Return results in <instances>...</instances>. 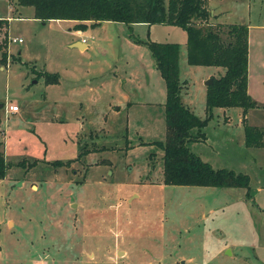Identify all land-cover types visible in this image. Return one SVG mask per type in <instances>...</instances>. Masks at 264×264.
I'll return each instance as SVG.
<instances>
[{"label": "rangeland", "instance_id": "374dc122", "mask_svg": "<svg viewBox=\"0 0 264 264\" xmlns=\"http://www.w3.org/2000/svg\"><path fill=\"white\" fill-rule=\"evenodd\" d=\"M204 2L211 18L194 24L247 26L256 106L244 120L239 107L212 108L205 138L187 147L212 168L246 174L248 194L162 183L152 142L164 139L165 85L144 42L177 44L179 99L200 119L203 82L223 72L187 64L181 28L103 21L75 30L0 0V264H264V146L243 137L244 125L264 132V0ZM75 40L87 46H69Z\"/></svg>", "mask_w": 264, "mask_h": 264}, {"label": "trees", "instance_id": "16d2710c", "mask_svg": "<svg viewBox=\"0 0 264 264\" xmlns=\"http://www.w3.org/2000/svg\"><path fill=\"white\" fill-rule=\"evenodd\" d=\"M13 1V0H11ZM18 6L32 7V18L41 21H73L75 30L94 27L103 21L165 24L185 32L186 62L188 65L220 67L222 74L212 77L205 86L206 116L200 119L179 99L177 44L144 42L154 67L165 85L164 139L152 142L162 150V183L175 186H211L244 188L248 194L246 174L225 168H212L209 163L191 152L187 142L205 138L202 129L211 116L212 108L239 107L242 120L246 111L255 107L247 93V26L196 25L211 18L205 0H14ZM0 18V29L6 27ZM217 26V27H216ZM224 35V39L222 38ZM141 42L140 40H133ZM6 53L2 51L1 59ZM40 74V73H38ZM47 83H56V74L42 73ZM244 145L261 148L264 132L256 126L244 125ZM0 140V180L8 167ZM32 161L29 166H32ZM23 164L19 161L17 165ZM55 165L61 162H53ZM66 164V163H65Z\"/></svg>", "mask_w": 264, "mask_h": 264}, {"label": "water", "instance_id": "95a60500", "mask_svg": "<svg viewBox=\"0 0 264 264\" xmlns=\"http://www.w3.org/2000/svg\"><path fill=\"white\" fill-rule=\"evenodd\" d=\"M72 46H75V47H77L78 49H80V48H81V42H80V41L74 42V43H72ZM211 82H212V78L209 77V78H207V79L203 82V84H204L205 86H207V85H209Z\"/></svg>", "mask_w": 264, "mask_h": 264}, {"label": "built area", "instance_id": "2783aa9c", "mask_svg": "<svg viewBox=\"0 0 264 264\" xmlns=\"http://www.w3.org/2000/svg\"><path fill=\"white\" fill-rule=\"evenodd\" d=\"M12 41H14V39H12ZM17 41L19 42L20 39H17ZM82 42H84V40H82ZM16 109L17 108H16L15 105H9V106H7V110H9V111H15Z\"/></svg>", "mask_w": 264, "mask_h": 264}, {"label": "crops", "instance_id": "0c3cea01", "mask_svg": "<svg viewBox=\"0 0 264 264\" xmlns=\"http://www.w3.org/2000/svg\"><path fill=\"white\" fill-rule=\"evenodd\" d=\"M32 14H33V12H32ZM29 17H31L32 18V15H30ZM78 40H75L74 42H77ZM73 42V43H74ZM81 42V47H83V48H85L87 45L85 44V42H82V41H80ZM69 46H72V44H70ZM82 48V49H83ZM209 76V75H208ZM17 110V109H16Z\"/></svg>", "mask_w": 264, "mask_h": 264}]
</instances>
